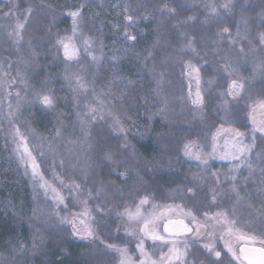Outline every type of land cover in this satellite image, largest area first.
Returning a JSON list of instances; mask_svg holds the SVG:
<instances>
[{"label": "rangeland", "instance_id": "374dc122", "mask_svg": "<svg viewBox=\"0 0 264 264\" xmlns=\"http://www.w3.org/2000/svg\"><path fill=\"white\" fill-rule=\"evenodd\" d=\"M28 8L22 7L19 9L17 0H0V105H2V108H0V120L3 123L2 129L4 131L5 151L8 152L10 161L13 160L12 165L8 164L9 167H12L14 171L20 169L25 173L24 166L20 163L18 155L14 151L15 145L12 143L11 138V132L13 131L11 122H15V126L19 127L21 132L25 130V123L27 122L28 127L34 133V135L27 137L30 148H34L40 144L42 142L41 137L45 138L43 141L45 156L50 157L60 167L65 166L68 170H75L81 173L83 177L86 174L89 180L98 186L99 190L103 185L107 195L110 194L109 197L112 196L111 190L113 188L115 189L113 184L104 182L95 173V171L100 173V168L103 167V164H98V159L94 155V149L97 148V128L95 127V123L98 119L90 124H85L82 130L81 120H86L85 113L87 112L85 105L95 103L92 94L93 89H95L97 94L101 91H110L111 95L107 97L105 102L107 103L108 100L111 101L109 107L113 115L116 113V108L118 107L116 101L120 104L122 97L127 94L129 86L134 84L143 87L144 85L148 87L151 95V125L147 131L140 132V136L137 137L138 141L133 143L131 151L138 153L137 148H134V144H141L144 147H148L149 144L152 147H156V154H153L154 157L150 158V161L153 164L159 165V170H163L166 173V176L172 181L173 188L168 191L170 198L165 203L153 201L149 196V192L144 189L140 173L123 167L119 172L115 173V178L118 182L121 181V183L123 182L125 184V187L116 185L117 188L115 189L118 192V198L113 199V201L117 203L119 213L123 212L126 206L135 211V206L138 204L139 199L148 196L151 202L142 209L146 217L153 211V205L162 206L157 211H164L168 206H172L175 209L176 205H182L183 210L185 212L191 211L196 215L200 223L206 222L203 216L204 212L213 215L216 212L230 211L229 219H235L238 222L240 226L238 228L239 233L251 235L254 231L258 230L261 213L264 212V196L259 195L261 184L264 183V176L260 173L261 163L259 159L260 156H264V141L261 139L262 134L260 132L256 133L255 148L252 154L254 171L251 175L246 165L242 166L240 171L236 173L232 171L233 164L236 162L220 159L210 160V168L204 171L198 167V162L183 157L181 147L185 140H196L204 147L205 152L211 151V148L207 144L211 135L215 133L220 124L226 120H238V118L235 119L232 115L239 111V101H233L225 95L231 83V78L229 80L230 83H224L221 76L216 74L218 69L213 68L214 65L210 64L212 59L209 58L210 56L207 53L211 49L213 61H221L219 63L221 65L224 64L225 60L233 61L234 66L240 67V75L248 77L253 62H258L261 55H264L259 51L261 47L259 36L260 34H264V4L261 3V0H243L237 13V23L231 35H227L226 38L229 42H226V44H224V41L220 37L221 40L214 36L211 38L210 35L206 34V30L204 33L200 32L201 34H198V36L200 35L199 38L192 29L194 27H191L189 31L182 30L185 28L178 29L182 30L180 32H174L173 30L171 32L175 35L173 38H157L155 43L149 46L139 45L133 52H129L128 47L126 45L122 46V44L112 45L110 49H106L102 41H99L97 38L95 39L89 30L83 28L81 20L78 25L77 34L73 36V19L71 18L67 25L65 35L63 33L65 37L60 38L70 39L79 47L81 46L80 33H83L85 38L91 37L96 42L93 45L95 49L93 54L102 57L98 64H93L91 63V58L88 57L85 59V55L81 51L80 59L83 63L79 67L73 66L76 64L75 61H66L63 48H60L57 52L56 37L46 35L42 37L40 36L41 32L37 33L36 29H41V27H38V19H34V16L28 18L29 23L26 24V30L22 33V40L17 42L6 36V33L11 32L15 27L17 17L21 21L24 20L26 9ZM125 12V20L129 24L127 16L130 14L128 10ZM131 13V16L136 21L131 25V32H133L131 35H134L137 39L138 35H136V31L142 36L147 33L143 29V24L147 23L150 17L146 15V12L138 8ZM224 14V12L220 13L222 16ZM244 21H247V23L245 24ZM237 32L240 33L241 39L237 40L236 43H232L233 40H236ZM124 33H129V28H126ZM185 33L198 38L195 44L196 53L181 51L185 42L183 39ZM154 45L156 47H153ZM241 47L248 54L247 57L238 52V49ZM252 48L257 50L255 54L250 51ZM146 49H152L157 69L163 71L165 74L164 83L159 90H157V85L152 75L145 70L142 61V57L147 55ZM189 56H192L191 63L195 64L191 65V63H188ZM245 59L248 61L247 64L244 63ZM162 61L164 62L163 64L161 63ZM102 62H105L104 65H107L110 71L107 70V87L104 86V88L100 89L97 84L96 75L99 77L97 69ZM207 63H209L208 66H205ZM182 64H186V66L184 67ZM148 67L151 68L152 64L149 63ZM206 67L207 69L205 71L204 68ZM184 68H187L188 73L190 72L192 79L196 75H201L200 73L203 70L205 71L201 94L204 96V102L207 101L214 105L213 114L218 115L220 118L218 123L205 118V103L202 109H198L197 105L191 103V100L195 97L194 86L191 85L187 91L184 90L182 83ZM194 68H198L199 72H195L193 70ZM81 69L84 70L81 71ZM66 71L79 73L85 77L88 86L87 95H78L74 91L75 85L64 78ZM129 80L132 81L131 84L127 83ZM23 81L27 82V86ZM257 83L261 84L258 76L251 85L246 83V88L252 87ZM48 89L52 90L53 95L57 99L56 107L53 110L45 113L39 106L29 107L27 104H24L21 109L22 114L16 112V92H20L21 96L27 93L28 98L31 99L33 92L46 91ZM157 91L160 92V96L167 97L168 99V108L164 116H161L157 111L161 107L160 97L156 95ZM101 99H104V97H101ZM225 104L228 108L227 113L223 107ZM9 105H12V107H9ZM233 105L235 106L233 107ZM251 107H255L256 110L255 112H251L250 108L248 110L247 130H241L237 127L238 122L231 124L224 123V126L226 128L229 126L239 128L245 132L250 131L253 127V118L258 123L264 120V112L255 103ZM9 113H13V115L9 116ZM103 114L104 118L112 117L108 114L107 110ZM40 119L47 121L46 129L41 132H39L35 124ZM58 130L59 135H57ZM126 130L127 133L130 132L128 129ZM86 141L91 142V148H89ZM49 144L52 147L51 154L48 153ZM224 144L225 139L222 138L221 150H224ZM141 154L136 155L134 161L139 162L144 159L140 156ZM61 160L64 161L63 165L60 164ZM14 163L16 168L14 167ZM143 167L151 171L147 166L143 165ZM176 167L183 169L182 171L186 174V184L184 180L171 175L172 170ZM92 172L93 174H91ZM120 173H126V177L119 175ZM194 173L201 174L205 177V180H193ZM212 173H215L219 177V181L215 179ZM232 175H236L235 182L231 180ZM197 184L199 187L194 188L193 192L187 191V187H193ZM233 184H235V190L233 189ZM214 192L216 195L215 201H213ZM50 195L53 197L52 192ZM169 215L173 219L183 218L185 223H189V218L182 217L179 209H175ZM123 218L126 223L125 230L128 234L131 233L129 235L135 239L134 241L133 239H128L127 241L131 244L129 246L126 244L121 248L127 249V254L131 258L132 264H139L143 257L136 245L141 238L140 228L143 227V224L137 223L136 221H129L127 217ZM165 222L166 220L162 219L156 225L162 234L163 224ZM208 223L211 222L209 221ZM189 226L191 227L192 225L189 224ZM205 231V229H201V236L198 238L201 240V249L202 244L207 242L204 236ZM231 243L239 255H241L239 247L244 243L264 247L259 240L254 242L246 239H237L236 236L231 237ZM223 244V240H218L216 247L217 250L222 249L224 251L221 256L225 264H229V262L231 264H240V261L235 260L231 256V253L227 252ZM152 245L153 242L151 240L144 241L145 250L152 256V259L158 260L160 247H153ZM163 251L167 252V249L164 248ZM201 251H204L206 256L209 255L206 250L202 249ZM199 259L204 264H207V259Z\"/></svg>", "mask_w": 264, "mask_h": 264}, {"label": "trees", "instance_id": "16d2710c", "mask_svg": "<svg viewBox=\"0 0 264 264\" xmlns=\"http://www.w3.org/2000/svg\"><path fill=\"white\" fill-rule=\"evenodd\" d=\"M17 2L19 9L22 7H31L33 9L34 19H38V27H41V29L38 28L36 30L37 33L41 32L40 36L42 37L45 35L54 36L56 39L63 37L67 31L69 20L72 18L69 13L79 8L81 10L83 28L89 30L95 39L102 41L106 49H110L112 45L122 44V46L126 45L128 47L129 52H133L139 45L149 46L155 43L157 38H173L175 36L171 33L173 30L174 32L189 31L191 27H194L192 29L197 36L200 32L204 33L206 30V34L210 35L211 38L214 36L219 40L222 39L224 44H226V42H229L226 38L228 34H218L222 33L223 28H228L229 32L232 33L237 23V13L243 0H233L234 7L228 13H225L219 7L225 0H17ZM213 3L217 6L220 13H225L223 16L220 15L215 18L210 15V11L205 5ZM165 4L175 8L176 12L168 15L166 12L162 13L159 11ZM137 8L146 12V15L150 18L147 23L143 24V29L147 33L142 36L136 31L138 36L135 40L137 42L134 43L135 41L125 39L124 30L126 28H129L130 34H133L131 26L125 20V11L128 10L129 14L132 15L131 12ZM189 17L193 19L189 20ZM184 21H187V23H182ZM194 37L195 40L198 39L196 36ZM198 37L200 38V35ZM207 55L212 59L210 64L214 65L213 68L218 69L216 74L221 76L224 83H230V78L226 75L222 65L219 64L221 61H213L211 49L208 50ZM191 62L192 56H189L188 63ZM104 63L102 62L97 69L99 77L96 75L100 89L104 88V86L107 87L108 84L107 70H109V67L104 65ZM208 64H205V66H208ZM182 66L185 67L186 64H182ZM204 69L206 71L207 67ZM205 71L203 70L200 73L201 75H196L192 79L190 72L188 73L187 68H184L182 73L184 90L187 91L192 85L195 93L197 89L202 93L201 86L204 84ZM261 86L260 83H257L251 87V93H245L246 96L251 95L253 99H238L239 111L237 110L238 112L232 115L235 119L243 118V121L247 123L248 112L245 111L246 107L251 106L254 100L258 101L264 98V96L260 95ZM148 90V87L144 85L143 87L134 84L129 86L127 94L122 97L120 104L116 101L118 106L116 113L111 115L112 117L104 118L103 122L98 119L95 127L97 128V125L103 124L104 132L109 133L113 137L120 136L122 134L111 133L109 127L113 122V116L119 117L124 127L130 131L127 133V143L133 146V143L138 141L137 137L140 136V132L147 131L151 125V95ZM204 103L205 118L218 123L220 118L218 115L213 114L214 105L207 101ZM46 122V120L41 119L36 121L35 124L39 132L46 129ZM2 126L3 123L0 120V261L3 264H10L13 255L12 248L15 247L19 251L18 242L21 241L28 249L24 253L27 264H109V262L111 264H119V254L106 249L105 246L107 244H116L119 247H123L126 244L129 246L131 243L127 240L133 239L134 241L135 239L125 230V219L118 215L117 203L113 201V199L118 198V192L115 190L117 188L116 185L125 187L123 182H118L115 178V173L119 172L123 167L140 173L144 189L149 192L151 200L165 203L170 198L168 191L173 188L171 179L166 176L163 170H159V165L150 161V158L154 157L153 154H156V147H152L149 144L148 147H144L138 143L140 145L134 144V148H137L138 153H134L130 149L126 159L121 160L118 156L115 163L102 159L101 150L94 149L98 164H103V167L100 168V173L95 171L96 175L100 179L102 178L104 182L112 183L115 187V189L111 190L112 196L110 197V194L107 195L105 191H99L98 186L91 182L88 177L85 179L81 173L75 170H68L65 166L60 167L50 157L45 156L40 169L45 179L52 183L55 173L65 181L66 185L61 187L58 182L55 183V186L64 196L65 203L68 205L67 209L60 205L59 209L55 210V200L52 199L51 192L46 197L43 189L34 191V182L30 174L26 175L20 169L14 171L12 167L8 166V164H13V160L11 159L12 161H10L8 152L5 151ZM237 127L241 130L248 129V126L247 128L242 127L241 123ZM120 143H124V141L120 140ZM97 150L98 152H96ZM109 150L105 148L103 151L107 152ZM140 153H142L140 156L144 159L140 161L137 159L139 162L131 159L133 154L136 156ZM153 160L155 159L153 158ZM142 163L150 168L151 171L145 169ZM14 167L16 168L15 163ZM175 169L172 170L171 175L184 180L186 184L187 176L182 171L183 169L177 167ZM73 182L80 185L79 192L69 190L68 186ZM89 192H91V195H89ZM82 200H87V207L99 221L95 225L97 237L95 240H81L71 236L69 235L71 226L58 223L59 217L81 213L84 209V205L81 203ZM97 205L104 208L103 214L97 212ZM37 207L45 213L58 211V216L52 214L51 219L48 221L54 226L58 238L53 240L48 235V232L41 230V235L44 237L43 244L32 250L31 242L35 234V228L32 226L33 209ZM40 223H44V221L38 222L36 226H39ZM198 256L204 260L207 259L208 255L206 256L204 251H200Z\"/></svg>", "mask_w": 264, "mask_h": 264}, {"label": "snow or ice", "instance_id": "6c2138e0", "mask_svg": "<svg viewBox=\"0 0 264 264\" xmlns=\"http://www.w3.org/2000/svg\"><path fill=\"white\" fill-rule=\"evenodd\" d=\"M261 3L264 4V0H261ZM82 7V6H81ZM206 8L209 9L210 15L219 17L220 11L217 6L213 4L205 5ZM224 10L225 13H228L234 7L233 0H225L223 4L219 6ZM162 13H167L168 15H172L176 12L175 8L169 7L167 4L164 5L161 9H159ZM9 15V14H5ZM33 9L29 7L26 9V14L24 20L21 21L19 17L16 19L15 27L11 32H7L6 36L10 39H14L17 42L23 39L22 33L26 30V24L29 23L28 18L33 16ZM73 19V36L77 34L78 25L80 20L82 19L81 10L78 8L75 11L69 13ZM193 19L189 17V20ZM127 20L129 21V26L134 24L136 21L133 19V16L128 15ZM182 23H187L184 21ZM246 24L247 21H244ZM231 35L228 28H223L222 34ZM81 38V46H77L70 39L67 38H59L56 41L57 52L60 48H63L64 57L66 61H75L76 64L74 67H79L83 62L80 59L81 51H83L85 55V59L88 57L91 58V63L98 64L99 60L102 57H98L94 55V47L93 45L96 43L91 37L85 38L83 33H80ZM126 40L135 41L136 37L131 35L130 33L125 34ZM184 44L181 49L182 52L191 51L196 53V40L195 37L189 36L186 33L183 35ZM241 39L240 33H236V40H233L232 43H236L237 40ZM259 42L261 47L259 49L260 53L264 54V34H260ZM251 43V41H249ZM153 47H156L154 45ZM127 51V49H125ZM147 55L142 57V61L145 67V70L148 71L153 80L157 85V90L161 88L164 83V72L159 71L155 64L153 58L152 49H146ZM250 51L255 54L256 49L252 48ZM238 52L247 57V53L243 47L238 49ZM149 63L152 64V67L149 68ZM164 63L163 61L161 62ZM245 64L248 63L247 59L244 61ZM191 67V65H190ZM226 75L231 78V83L228 86V90L225 93L228 97H230L233 101L238 99H253L251 95H245V93H251V87L246 88V83L251 85L255 82L257 76L261 82L260 95L264 96V55H261L260 59L253 62V66L251 72L248 77H243L240 75V67L234 66L233 61L225 60L222 65ZM84 69H81L83 71ZM195 72H199L198 68L193 69ZM234 77V78H233ZM64 78L69 80L72 84L75 85L74 91L78 95H87L88 94V86L87 81L84 76L79 73H70L68 71L65 72ZM27 86V82L23 81ZM128 84H131L132 81H127ZM211 83V82H209ZM92 94L95 99V103H89L85 105L87 112L86 120H81L82 130L85 124H90L97 119L101 122L104 121V112L107 110L108 114L111 116L110 105L111 101L108 100L105 102L107 97L111 95V92L101 91L99 94L95 92V89L92 90ZM32 98H28V94L26 93L24 96H21L20 92H16V112L22 114V106L27 104L29 107L39 106L41 110L45 113L53 110L56 107L57 99L53 95L52 90L48 89L46 91H37L33 92ZM156 95L160 97L161 107L158 108V113L161 116L166 114L168 108V99L167 97L160 96V92L157 91ZM104 97V99H101ZM191 103L198 106V109H202L204 104V96L201 94L199 89H197L195 93V97L191 100ZM254 103L259 107V109L264 112V99L259 101H255ZM12 107V105H9ZM224 109L227 113L228 108L225 104ZM2 108V105H0ZM250 108L251 112H255L256 108L247 106L245 111L248 112ZM13 113H9V116H12ZM241 123L242 127L247 128V123L243 121V118H240L237 121H225L224 123ZM13 131L11 132L12 143L15 145L14 151L18 155V159L20 163L24 166L25 174L31 176L34 182V191L37 189H43L44 195L47 197L49 191L53 193L52 199L55 200V210H58L60 205H63L65 209H67L68 205L65 203V198L55 186V183L58 182L61 187L66 186L65 181L60 178L58 174L53 175V182L50 183L45 179L43 172L41 169V163L44 162V157L46 155L44 149L43 141L45 138L41 137V143L36 145L34 148L29 147V141L27 137L29 135H34L32 130L28 127L27 122L25 123V130L21 132L19 127L15 126V122H11ZM224 123H221L219 128L216 129L215 133L211 135L210 140L208 141L207 146L211 148V151L205 152L204 147L201 146L199 141L196 140H185L182 143L181 152L183 157L188 160L198 162V167L202 168L204 171H207L210 168L209 161L212 159H220V160H229L234 161L236 163L233 164L232 171L238 173L242 166L247 167L249 174L254 171L252 166V154L255 148L256 141V133L260 132L262 134L261 139L264 141V120H261L259 123L253 118L252 125L250 131L245 132L241 131L239 128L235 127H225ZM111 133H119L122 134L120 136L113 137L109 133L103 131V124L97 125V148L102 152V159L111 161L115 163L116 158L119 156L121 160L127 158V153L133 146L127 143V130L124 127L123 123L120 121L119 117L113 116V122L109 126ZM57 135H59V130L57 131ZM141 135H143L141 133ZM225 139L224 150H221V139ZM120 140H123L124 143H120ZM88 143L89 148L92 147L90 141H86ZM110 149L107 152H104L103 149ZM35 152V155H34ZM52 147L51 144L48 145V153L51 154ZM38 157L40 158L38 160ZM132 160L136 159L135 154L131 157ZM260 173L264 176V156H260ZM60 164L63 165L64 161L61 160ZM119 175L125 176L126 173H120ZM217 181H219V177L216 176L215 173H212ZM85 179H87V175L85 174ZM193 180L203 181L205 177L199 173L193 174ZM231 180L233 182L236 181V175L231 176ZM69 187V190H76L79 192L80 185L73 182ZM114 187V186H113ZM187 187V186H186ZM199 185H194L193 187H187L188 192H193L194 188H198ZM233 189L235 190V184H233ZM101 192L104 191L103 185L101 186ZM91 195V192H89ZM260 196H264V183L261 184L260 187ZM216 195L215 192L213 194V201H215ZM150 198L148 196H144L139 199L138 204L135 206V211H133L129 207H125L124 211L118 213L121 217H127L129 221H136L137 223H142L143 227L140 228L141 238L138 241L136 247L139 249L141 256L143 257L139 264H204L202 260L199 259L198 253L203 249L209 254L207 257V264H225V261L221 259L222 249L217 250L216 244L218 240H223V247L227 249L228 253H231V256L235 258V260L240 261V264H244L246 261L247 264H264V247L260 248H241L239 250L242 253V256L234 250L231 237L236 236L237 239H246L250 241H257L264 245V212L261 213V220L258 226V230L254 231L251 235L246 233H239L238 222L235 219H229L230 211L216 212L213 215H209L208 212H204L203 216L205 217V223H200L191 211L185 212L183 210L182 205H176L175 209H179L180 215L182 217L189 218V223H185L183 218L173 219L169 213H173L175 209L172 206H168L164 211H157L162 206L153 205V211L149 214V216H145L142 209L145 205L150 204ZM81 203L84 205V209L81 213L72 214L71 216H63L59 217L58 223L60 225L67 224L71 226L69 235L77 237L81 240H95L96 232L95 225L99 223L96 217L91 214V210L87 207V200H82ZM97 212L103 214L104 208L100 205L96 207ZM55 214L58 216V211H54V213H45L39 207L33 209V218H32V226L35 228V234L33 236L31 245L32 250H35L38 245H42L44 241V237L41 235V230L44 232H48V235L53 239H57V235L55 233L54 226L48 221L51 219V215ZM166 220L167 223L163 224V234L156 227L157 222L161 220ZM44 221V223H40L39 226H36L38 222ZM211 223H208V222ZM189 224L192 226L190 227ZM219 226V227H217ZM58 227V225H57ZM201 229H205L204 236L206 237V241L202 244L201 249V240L198 239L201 236ZM131 235V233H129ZM151 240L153 242V247H160L159 259H152V256L145 250L144 241ZM19 251L17 248L13 247L12 252L13 255L11 257L10 264H27V259L24 255L26 251H28L27 247L24 243L18 242ZM106 249L111 250L112 252L119 254V264H132L131 258L127 254L126 248H121L116 244H107ZM166 248L167 252H164L163 249ZM0 264H3L0 261ZM111 264V262H109ZM231 264V262H229Z\"/></svg>", "mask_w": 264, "mask_h": 264}, {"label": "water", "instance_id": "95a60500", "mask_svg": "<svg viewBox=\"0 0 264 264\" xmlns=\"http://www.w3.org/2000/svg\"><path fill=\"white\" fill-rule=\"evenodd\" d=\"M167 223V221L165 222V224ZM245 247H247V248H260V246H256V245H247V244H243L241 247H240V249L241 248H245ZM245 263L247 264V262L245 261Z\"/></svg>", "mask_w": 264, "mask_h": 264}, {"label": "flooded vegetation", "instance_id": "af4514ba", "mask_svg": "<svg viewBox=\"0 0 264 264\" xmlns=\"http://www.w3.org/2000/svg\"><path fill=\"white\" fill-rule=\"evenodd\" d=\"M244 244H246V243H244ZM242 245H243V244H241L240 247H241ZM247 245H252V244H247ZM240 247H239V250H240ZM241 255H242V253H241Z\"/></svg>", "mask_w": 264, "mask_h": 264}]
</instances>
